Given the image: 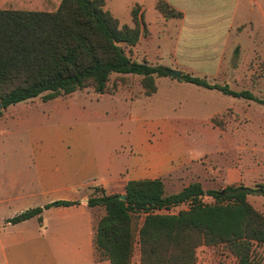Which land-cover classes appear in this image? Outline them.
Listing matches in <instances>:
<instances>
[{"label": "crops", "instance_id": "1", "mask_svg": "<svg viewBox=\"0 0 264 264\" xmlns=\"http://www.w3.org/2000/svg\"><path fill=\"white\" fill-rule=\"evenodd\" d=\"M158 2L181 16L164 18L156 9ZM133 8L139 10L146 34L132 48V60L189 76L198 70L193 59L203 60L214 64V82L229 72L225 58L242 48L239 39L245 35L250 40L264 29V0H104V10L120 25L134 26ZM230 68L233 72L236 67ZM110 79L126 83L116 81L115 88L98 95L99 100L117 104L112 116L126 122L115 119L108 144L95 146L85 126L55 129L48 143L33 151L36 180L0 181V264H110L94 243L104 210L88 207V200L102 193L121 196L130 181L161 179L168 195L192 183L207 191L254 187L264 181L250 179L255 172L250 159H260L249 157L255 153L245 147L249 140L233 141V135L213 123L228 112H241L244 119L250 100L171 77L155 78L156 92L145 96L138 76L112 74ZM218 85L231 90L229 82ZM225 97L236 107L226 106ZM194 122L204 124L196 128ZM190 131L203 138V148L190 139ZM233 144L239 153L227 166L222 158ZM208 148L213 149L215 164L205 162L211 157ZM59 201L72 205L9 223L27 210Z\"/></svg>", "mask_w": 264, "mask_h": 264}, {"label": "trees", "instance_id": "2", "mask_svg": "<svg viewBox=\"0 0 264 264\" xmlns=\"http://www.w3.org/2000/svg\"><path fill=\"white\" fill-rule=\"evenodd\" d=\"M156 9L166 19L181 16L164 2ZM138 13L133 8L134 26L128 27L104 10V0H0V117L8 107L38 97L47 102L84 89L106 94L112 74L138 76L144 95H153L155 78L171 76L131 59L132 48L146 34ZM171 78L264 105L249 92L205 78ZM123 195L124 200L105 193L88 200V207L104 210L94 243L110 264H132L136 251L139 264H196L203 247L220 248L235 264H264V213L248 202V196L264 197L262 184L204 191L192 183L166 195L161 179L140 180L128 182ZM70 205L53 202L9 223Z\"/></svg>", "mask_w": 264, "mask_h": 264}, {"label": "rangeland", "instance_id": "3", "mask_svg": "<svg viewBox=\"0 0 264 264\" xmlns=\"http://www.w3.org/2000/svg\"><path fill=\"white\" fill-rule=\"evenodd\" d=\"M244 37L245 35L238 42L242 48L225 58L229 72L220 74L214 82L212 78L214 64L193 59L197 62L195 67L198 70L192 76L205 78L210 83L229 82L232 91H246L258 99H264V29L250 35V40ZM230 67L236 68L232 72ZM116 81H120L121 84L126 83L123 79H110L108 84L110 91L115 88ZM132 82L136 83L137 80L133 78ZM225 99L226 106L236 107L237 104L232 103L229 97ZM241 106L245 110V103ZM248 106V114L244 115V119H241L243 116L241 112L234 113L235 115L228 112L227 115L217 116L214 124L229 135H233V141L249 140V144L246 142L245 147L255 152L249 153V157L252 155L254 159H260V162L250 159V164L255 170L250 179L264 180V105L248 101ZM117 107H119L117 104L114 105L106 98L99 100L98 95L91 89H84L74 95L61 96L47 102L38 97L8 107L0 117V181L36 180L38 170L33 165V151L37 150L36 146L47 144L55 129L85 126L92 133L94 145L105 146L110 141L109 129L117 124L115 119L121 123L126 122L112 116ZM193 124L199 128L204 122ZM197 133L193 134L190 131L189 137L190 139L193 137L194 141L196 140L203 148L201 143L203 138L196 135ZM237 148L234 144L233 147H228V153L222 158L227 166L236 159L239 153ZM207 153L211 154L210 160H205L207 165L215 164L213 149L208 148ZM261 184L264 186V181ZM166 194L171 192L167 191ZM203 200L206 203L211 202L208 197ZM248 202L257 211L264 213V197L248 196ZM182 209H184L183 206L177 207L170 213H176ZM138 259L139 255L136 251L132 264H139ZM196 264H235V260L222 252L220 248H200L197 251Z\"/></svg>", "mask_w": 264, "mask_h": 264}, {"label": "water", "instance_id": "4", "mask_svg": "<svg viewBox=\"0 0 264 264\" xmlns=\"http://www.w3.org/2000/svg\"><path fill=\"white\" fill-rule=\"evenodd\" d=\"M165 73L168 75V76H171V77H176V78H179L181 76V73L178 72V71H173V70H164ZM223 194V192H222ZM119 200H124L125 199V196L124 195H121L118 197Z\"/></svg>", "mask_w": 264, "mask_h": 264}]
</instances>
